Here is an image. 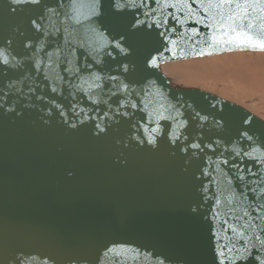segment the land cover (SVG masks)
<instances>
[{"label":"water","instance_id":"obj_1","mask_svg":"<svg viewBox=\"0 0 264 264\" xmlns=\"http://www.w3.org/2000/svg\"><path fill=\"white\" fill-rule=\"evenodd\" d=\"M168 3L183 8L177 0H161L153 19L165 17ZM76 4L82 23L67 20L61 33L44 38L50 58L44 52L29 58L23 43L37 35L30 26L35 13L0 0V47L12 60L7 69L0 66V264H9L19 254L51 257L54 264H98L97 258L114 246L119 255L110 253L104 264L114 260L117 264H219L217 237L220 243L228 242L223 220L243 223L235 217L264 203V196L256 199L264 179L258 181L247 171L264 177V148L259 143L254 145L257 151L249 148L251 158L234 154L245 129L264 142V121L213 94L174 84L161 67L264 51L204 45L205 53L211 54L201 56L191 42L178 38L177 57L165 53L153 69L146 67V60L158 55L160 45L152 30L128 41L132 47L127 56L106 57L103 71L94 62L92 69L85 70L91 62L89 53L97 47L96 33L112 40L125 29L107 18L84 19L90 14L91 0ZM69 14L77 12L69 7ZM176 15L184 21L181 31L194 26L182 12ZM188 35L192 34L185 32ZM36 60L41 61L39 68ZM119 61L129 65V73L123 72ZM94 71L132 81L137 94L125 102L131 100L137 107L121 109L128 115L117 116L115 97H109L106 87H97L106 81H97ZM193 110L208 116L207 126L191 119ZM221 116L223 129L213 127L214 119ZM186 118L187 125L181 127ZM96 123L105 131L95 129ZM154 128L156 132L151 131ZM149 136L155 144L147 143ZM201 142L200 150L190 147ZM241 175L244 182L237 180ZM231 235L229 230L227 236ZM260 256L264 258V249ZM238 264L258 262L246 256Z\"/></svg>","mask_w":264,"mask_h":264},{"label":"snow or ice","instance_id":"obj_2","mask_svg":"<svg viewBox=\"0 0 264 264\" xmlns=\"http://www.w3.org/2000/svg\"><path fill=\"white\" fill-rule=\"evenodd\" d=\"M177 3H182L183 8L177 9L176 4L168 3L167 7L170 11L165 17L163 19H153L157 8L161 5V0H91L90 14L84 19L107 18L118 25H122L125 31L113 35L112 40H109L103 32H97V47L93 50L94 54L89 53L91 62L87 64L85 70L92 69L94 62L95 65L100 66V71H103L106 67V57L116 60L119 56H127L129 49L132 47L128 41L142 33H150L152 30H156L160 45L156 48L158 55L149 56L146 60V67L153 69L159 67V60L164 57L165 53L171 54L173 58L177 57L178 38L183 39L185 42H191L193 51L201 56L211 54L205 53L204 45L213 48L225 44L245 47L250 50L259 48L264 51V0H177ZM11 4L17 7L27 6V10L35 13L30 19V26L37 35L28 37L26 42L23 43V47L30 53L29 58L40 52H44L50 58V54L45 50L46 41L44 38L61 33V25L67 20H72L77 24L82 23L76 0H71V4H66L64 0H55L54 4H49L47 0H11ZM69 7L73 12H77V15H70ZM173 9L175 11H172ZM11 10L16 11L17 9L12 8ZM176 11L182 12L185 18L189 19L190 24L194 26L181 31L184 21L181 16L176 15ZM61 16L64 17L63 20H61ZM128 17H131V19H128ZM192 17L194 19H191ZM185 32L192 35L185 36ZM109 35H112L111 31ZM8 44L10 45L11 41H8ZM65 44L70 47L71 42L65 38ZM198 45L200 47L197 51ZM57 46H59V41H57ZM12 59H15V57ZM64 60L71 63L67 60V57ZM40 63V60L35 61L37 68H39ZM119 63L122 65L123 72L129 73V65L123 61H119ZM11 64L12 60L9 58L7 49L0 47V66L7 69ZM65 70L70 71L69 69ZM79 71L80 68L77 67L76 72ZM93 75L97 81H106L103 86L98 84L97 87L102 89L106 87L109 97H115L112 103L117 105V116L128 115V112H122L121 109H135L137 107L131 100L125 102L127 97L137 94V90L132 86V81L126 83L119 75L102 76L95 71ZM109 111H111V108H109ZM193 111L194 114L191 119L197 120L201 127L207 126L208 116L201 114L199 110ZM176 115H181L179 109H177ZM88 119H91V117H88ZM223 119V116L214 119L213 127L223 129L224 124L221 123ZM187 123L188 119L186 118L180 121V126L184 127ZM94 127L99 132L105 131L99 123H96ZM151 131L156 132L157 129L154 128ZM183 138L187 139V136L185 135ZM179 139L180 137H177V140ZM237 142L239 150L234 153L237 157L251 158V152L248 149L251 148L252 151H257V148L254 147L257 143L260 144L261 148H264V142L256 140L249 134L247 129L242 132L241 137L237 138ZM147 143L155 144L156 141L149 136ZM215 143L219 145L220 140L217 139ZM245 143L248 144V148L244 147ZM190 147L200 150L202 142L191 143ZM203 147H211V144L203 145ZM223 163L227 164L228 161L224 160ZM253 163H255L254 159ZM236 167L239 171V167ZM247 171L256 176L258 181L264 179L259 173L253 172L252 169H247ZM237 180L244 182L245 177L243 175L238 176ZM229 183L231 184V181ZM251 191L255 193L257 189H251ZM261 196H264V189L259 190V196L256 199L259 200ZM228 203L231 204L232 201L229 200ZM216 204H220L219 199L216 200ZM257 209L244 210L242 216L235 217L237 221L243 220V223L234 225L229 223L228 219L223 220L222 223L226 227H222V231L228 242L220 243L219 237H217L219 264H238V261H243L246 256L254 259L258 264H264V258L260 256V250L264 249V223H262L264 222V215H262L264 213V203H259ZM229 230L232 233L231 236H227ZM250 230H252L251 235L249 234ZM214 235L216 234L214 233ZM240 241L243 243H239ZM253 241L258 242L259 247ZM110 253L119 255L115 246L108 247L103 252V256L97 258L98 264H104L103 258L108 257ZM50 261L54 264L51 257H38L36 255L25 257L23 254H19L12 258L9 264H50ZM113 264H117V262L114 260ZM161 264H164V262L161 261Z\"/></svg>","mask_w":264,"mask_h":264},{"label":"rangeland","instance_id":"obj_3","mask_svg":"<svg viewBox=\"0 0 264 264\" xmlns=\"http://www.w3.org/2000/svg\"><path fill=\"white\" fill-rule=\"evenodd\" d=\"M161 72L174 84L213 94L264 121V53L236 52L172 62L163 65Z\"/></svg>","mask_w":264,"mask_h":264},{"label":"bare ground","instance_id":"obj_4","mask_svg":"<svg viewBox=\"0 0 264 264\" xmlns=\"http://www.w3.org/2000/svg\"><path fill=\"white\" fill-rule=\"evenodd\" d=\"M255 81H256V80H255ZM221 92L224 93V91H221ZM262 94H264V92H263ZM235 100L240 101V99H235ZM261 108H263V107H261Z\"/></svg>","mask_w":264,"mask_h":264}]
</instances>
